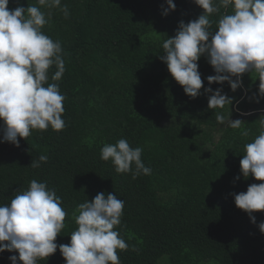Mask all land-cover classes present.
<instances>
[{
	"label": "trees",
	"instance_id": "trees-1",
	"mask_svg": "<svg viewBox=\"0 0 264 264\" xmlns=\"http://www.w3.org/2000/svg\"><path fill=\"white\" fill-rule=\"evenodd\" d=\"M173 2L175 10L165 16V0H61L60 7L51 8L38 0H9V10L39 7L47 20L42 31L61 43L65 72L52 80L53 65L47 83L57 84L65 97V127L34 129L27 138L18 137L19 147L0 142V205L27 190L32 180L46 182L67 213L56 243L70 244L78 205L100 192L113 193L124 201L114 230L129 245L117 250L121 264H264L259 229L264 211L253 212L252 223L232 195L264 183L244 178L240 169L245 145L264 131L259 75L242 74L236 91L227 81L209 84L207 77L216 73L201 56L203 87L196 98L188 96L160 56L179 23L196 20L204 10L194 0ZM232 10L220 7L211 14L210 31ZM209 87L222 88L232 104L210 109L212 93L204 91ZM217 112L245 122L249 135L229 127L227 119L218 123ZM119 139L142 148L149 175L133 179L131 172L117 173L111 160L101 159L102 147ZM40 155L47 162L31 167ZM11 255L18 252L0 253V264H11ZM37 264L66 261L58 247Z\"/></svg>",
	"mask_w": 264,
	"mask_h": 264
},
{
	"label": "clouds",
	"instance_id": "clouds-1",
	"mask_svg": "<svg viewBox=\"0 0 264 264\" xmlns=\"http://www.w3.org/2000/svg\"><path fill=\"white\" fill-rule=\"evenodd\" d=\"M163 15L175 10L173 0H165ZM39 5L60 7L61 0H38ZM204 11L196 20L179 23L176 34L163 43L166 63L171 76L183 87L184 92L196 98L203 87L197 61L207 56L215 75L207 77L208 83L223 84L227 81L232 91L242 86L241 76L255 71L259 75L260 95L264 97V0H194ZM9 0H0V121L3 122L0 142L19 147V138H27L34 129L59 131L65 127L62 119L65 97L57 84L47 83L48 71L55 65L51 79L59 81L65 72L61 43L46 35L42 28L47 23L45 13L37 6L8 8ZM232 7L217 22V30L210 31V16L220 7ZM163 7V6H162ZM67 17V6L61 9ZM211 38V39H210ZM235 77V80H233ZM47 85V86H45ZM208 98L210 109H223L232 104V98L222 94V88ZM218 123L233 129H243L245 122L232 120L221 112L215 113ZM264 126V120L260 121ZM245 155L240 160L244 178L249 175L264 181V131L245 145ZM142 148L131 147L126 139L115 144H105L101 159L115 166L117 173H132L133 179L141 173L149 175L151 169L141 159ZM46 155L32 160L31 167L47 162ZM236 179H239L237 177ZM235 205L249 214L264 211V183H253L246 192L233 193ZM54 189L46 182L32 180L27 190L18 192L9 204L0 205V253L5 250L18 252L11 255V264H37L59 251L66 264H121L117 250L129 247L114 230L121 223L124 201L116 194L98 193L91 201L78 205L75 217L77 229L71 232L70 244L56 243L65 227L66 211ZM264 233V222L259 224Z\"/></svg>",
	"mask_w": 264,
	"mask_h": 264
}]
</instances>
